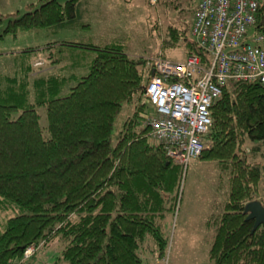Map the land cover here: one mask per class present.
I'll return each mask as SVG.
<instances>
[{"label":"trees","instance_id":"obj_1","mask_svg":"<svg viewBox=\"0 0 264 264\" xmlns=\"http://www.w3.org/2000/svg\"><path fill=\"white\" fill-rule=\"evenodd\" d=\"M77 1L37 0L22 14L0 11V25L6 20L0 41L20 31L85 25ZM254 28H264V0ZM160 44L165 57L210 59L191 28L168 25ZM58 48L60 57L46 58L67 74L38 71L31 47L13 54L10 72L0 71V264L20 258L32 243L52 244L56 264L161 259L168 245L164 223L175 214L183 168L149 127L140 126L151 68L117 40L103 46L64 40ZM129 106L113 142L115 120ZM39 107L45 108L44 126ZM210 115L200 159L227 169L231 181L222 213L212 221L204 264H264V226L253 230L244 212L258 199L256 182L264 175V163L255 158L264 148V85L228 81Z\"/></svg>","mask_w":264,"mask_h":264},{"label":"rangeland","instance_id":"obj_2","mask_svg":"<svg viewBox=\"0 0 264 264\" xmlns=\"http://www.w3.org/2000/svg\"><path fill=\"white\" fill-rule=\"evenodd\" d=\"M36 1L0 0V11L4 14L16 11L22 14L26 11V3ZM58 1L65 2V0ZM79 1L80 3L77 4L79 14L86 25L64 28L57 32L47 28L20 31L16 37L6 34L0 41V52L3 53L0 59V71L10 72L13 54L27 47L36 49L32 58L39 57L34 61L38 71H49L50 62L46 57L48 55L60 57L58 43L64 40L98 46L117 40L122 43L127 53L142 56L146 62V57L163 53L160 41L168 25L191 28L199 0ZM5 24L6 20L1 23L0 32ZM252 31L253 28H250V33ZM48 44H51L50 48L42 49ZM175 55L180 58L182 51L177 50ZM7 65L10 70L6 68ZM58 71H60L59 66H55V69L49 72L57 73ZM60 72L67 74L70 71L64 69ZM132 108V106L124 108L117 116L114 123L113 142L117 140L122 123ZM150 111L151 108L147 103L140 112V124L144 114ZM38 112L40 124L46 125L45 108L39 107ZM46 131L45 136L48 134ZM152 138L154 139L153 136ZM205 143L206 146L209 144L206 139ZM248 144L251 146L252 142ZM247 149L249 150V146ZM262 152L264 153V148L256 153L255 158L264 163ZM223 170L215 161L201 159L191 162L185 170L183 168L175 214H168L164 223V230L168 237L166 258L169 264H204L208 260L214 224L207 225L206 221L208 218L214 221L213 215L220 216L230 189L231 177L227 169ZM256 184L258 200L264 204V175Z\"/></svg>","mask_w":264,"mask_h":264},{"label":"built area","instance_id":"obj_3","mask_svg":"<svg viewBox=\"0 0 264 264\" xmlns=\"http://www.w3.org/2000/svg\"><path fill=\"white\" fill-rule=\"evenodd\" d=\"M259 1H198L191 35L210 54L206 64L194 54L184 59L161 53L146 57L154 69L143 93L151 111L144 114L140 126L149 127L154 141L184 170L206 147L204 135L212 124L210 107L226 83L240 80L264 85V28L258 32L254 28ZM40 245H28L20 258L5 264H29ZM158 264H168L166 256Z\"/></svg>","mask_w":264,"mask_h":264},{"label":"crops","instance_id":"obj_4","mask_svg":"<svg viewBox=\"0 0 264 264\" xmlns=\"http://www.w3.org/2000/svg\"><path fill=\"white\" fill-rule=\"evenodd\" d=\"M78 2L80 3V1H77V4H79ZM78 12H79V10H78ZM81 21H82V18H81ZM70 28H74V27H70ZM32 30H35V29H32ZM37 59H39V57L33 58V64H34V61H36ZM51 69H55V67L52 65H49L48 70L50 71ZM198 159H200V158H198ZM213 216L215 217V215H213ZM1 222H2V220L0 218V231L2 230ZM206 223H207V225H211L212 224L211 218H208ZM210 243H209V247H210ZM38 252H39V254H36L33 258H31L29 264H56L55 261H56L57 254H56L55 249L52 246V244H49V245L41 244ZM146 259H147V264H158L160 261V259H158L154 255H147Z\"/></svg>","mask_w":264,"mask_h":264},{"label":"water","instance_id":"obj_5","mask_svg":"<svg viewBox=\"0 0 264 264\" xmlns=\"http://www.w3.org/2000/svg\"><path fill=\"white\" fill-rule=\"evenodd\" d=\"M151 74L154 73V69H151ZM244 212L247 214V219H252L253 230L256 229L259 225L264 226V204L258 200H252L245 204Z\"/></svg>","mask_w":264,"mask_h":264}]
</instances>
